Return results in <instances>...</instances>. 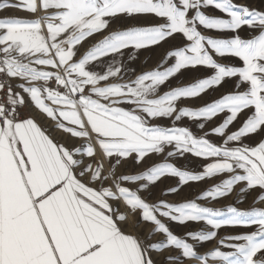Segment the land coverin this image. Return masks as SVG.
Returning a JSON list of instances; mask_svg holds the SVG:
<instances>
[{
	"label": "snow or ice",
	"instance_id": "6c2138e0",
	"mask_svg": "<svg viewBox=\"0 0 264 264\" xmlns=\"http://www.w3.org/2000/svg\"><path fill=\"white\" fill-rule=\"evenodd\" d=\"M210 7L227 18L202 11ZM7 9L35 18H0V264H264V208L150 204L141 195L150 194L164 177L177 179L164 193L171 195L189 182L226 173L228 179L197 199L216 200L242 184L241 194L258 189L254 203H264V138L255 145L242 142L264 133V10L233 0H0V11ZM146 16L163 22L123 26ZM198 26L235 35L205 37ZM241 28L249 30L248 38H241ZM102 33L107 34L76 59L79 46ZM178 35L187 43L168 50L156 69L126 83H109L123 71L114 63L102 72L88 68L105 57L115 60L126 49L139 51ZM211 53L237 58L242 66L217 63ZM169 60L173 63L165 67ZM201 67L212 75L159 94L183 70ZM225 80L234 81L232 92L196 110L177 108L179 101L199 98ZM28 111L55 122L53 131L83 143L69 148L56 142L34 116L22 118ZM246 111L242 125L226 135ZM224 113L225 119L201 137L186 127L151 123L173 117V125L185 117L211 121ZM209 135L223 137L222 143L213 144ZM166 147L173 148L167 157L190 154L211 162L198 174L170 163L140 174H116L129 159L139 165ZM136 213L139 219L129 223ZM161 218L178 225L203 222L211 231L178 237ZM142 224L151 225L147 236L137 231ZM222 226H255V231L225 237L199 254L197 246L215 239ZM156 234L164 239L152 241ZM172 251L178 255L153 258Z\"/></svg>",
	"mask_w": 264,
	"mask_h": 264
},
{
	"label": "rangeland",
	"instance_id": "374dc122",
	"mask_svg": "<svg viewBox=\"0 0 264 264\" xmlns=\"http://www.w3.org/2000/svg\"><path fill=\"white\" fill-rule=\"evenodd\" d=\"M236 4H246L250 8L264 10V0H233ZM202 11L211 17H220V18H227L224 14L220 13L219 11L215 10L214 8H205ZM191 15V13H190ZM163 21L152 17H138V18H130L124 23V27H131V26H149V25H156L162 23ZM116 25H112V28H115ZM111 30V29H109ZM198 31L201 32L202 35L205 37L211 38H230L231 36L235 35L231 32H219L215 30H208L204 29L201 26H198ZM107 33L97 34L85 42H83L82 46H79V51L77 53L76 59H79L80 56L90 48L94 43L102 39L103 35ZM239 35L241 38H248L250 32L247 28H241L239 30ZM187 41L183 40L179 35L175 40H169L168 42L162 43L161 45L141 49L139 51H135L133 49H126L123 52V55H117L115 60L113 57H105L102 61L94 62L88 66L89 70L102 72L106 66L110 63H114L118 66H121L123 71L120 73V76L117 78H113L109 80V83H126L132 79H134L137 75L147 72L150 70H154L157 68L158 64L161 62L162 58L165 56L166 52L172 49L176 45H183L186 44ZM213 55V59L216 60L217 63L229 66H242L241 62L237 58L233 57H218L215 53H211ZM130 56H135V59H130ZM173 63L172 60L168 61V64L165 65L167 67ZM133 69L135 71H133ZM163 70V69H161ZM212 75V70L207 68H199L198 70H183L180 74L176 77L171 78L168 82H166L163 86L159 89V94H163L164 92L180 86H186L194 82L196 78H204L207 76ZM233 80H225L218 88L209 89L206 93L202 94L201 97L191 99V100H181L177 103V108L187 107L191 110H196L199 107L221 97L224 94L233 91ZM124 108H130V105L124 104L121 105ZM249 114L248 111L241 113L237 120L233 122L232 125L228 127L226 130V135L236 131L243 123L246 116ZM227 113L221 114L211 121H196L190 120L188 118H182L180 121L176 122L173 125V118H157L152 120L151 123L153 125L161 126V127H186L191 130L197 137H201L206 132H210L211 129L218 126L226 117ZM204 123L203 130L197 127L198 124ZM42 126L48 133L52 136V138L58 142L63 143L65 146L69 148H73L75 146L80 145L83 143L81 140H73L68 139L64 134L53 131L55 128V122L46 121L41 122ZM209 139L210 142L219 146L222 143L223 137L216 136V135H209L206 137ZM261 138H264V133L252 134L249 137L243 138L244 144L255 145V143L259 142ZM169 151H173L172 147H166L162 154H151L144 159V161L139 165H134L133 161L129 159V161L125 164H122L120 167L116 169V174H140L143 173L145 170L150 168L154 165H159L162 163H170L176 166L180 170L188 171L192 174H198L202 171L203 165L210 163V160H203L197 157H194L190 154H184L183 156H175V157H167V153ZM87 162V161H86ZM229 174H220L214 176L209 179L202 180L200 182H189L178 192L171 195H165L164 193L168 192L171 187L177 185V179L174 177H164L159 182H157L154 186L150 188L149 192L141 193V195L147 199V202L150 204L157 203L158 201H166L170 204H179L182 202L188 201H195L200 206L208 207L214 210H226L228 206L236 207L238 210L247 211L253 208L261 209L264 208V203H254L255 198L260 194V190H252L241 194V188L244 187L242 184H238L234 186L233 191L230 195L218 198L216 200H212L211 198L208 199H197V196L201 195L203 192L210 190L213 186L221 183L223 180L228 179ZM140 183H144L141 181ZM131 189H135L137 185L135 184H128L125 185ZM242 201V202H241ZM123 211V208H121ZM139 219V213H136L135 216L129 217V223L134 220ZM162 222L166 224L170 228V230L177 235L178 237H183L188 232H198V231H211V229L206 226L203 222H188L185 225H178L175 223H170L163 218ZM125 231H130V228L121 225ZM151 230V225H141V227L137 230L141 233L142 236H147ZM255 231V226L253 227H229V226H222L218 229V234L215 239L205 242L202 246H197V252L199 254H204L209 252L210 250L216 248L219 244V241L225 237L239 235V234H246ZM164 237L160 234H156L152 236V241H160L163 240ZM189 243H193L191 240L188 241ZM227 251L228 249H222ZM168 255H178L177 252H164L163 255L159 257H153L158 262L163 261L164 257ZM258 254V257L259 258ZM186 264H193V262H186ZM209 264H213L212 261H209Z\"/></svg>",
	"mask_w": 264,
	"mask_h": 264
},
{
	"label": "crops",
	"instance_id": "0c3cea01",
	"mask_svg": "<svg viewBox=\"0 0 264 264\" xmlns=\"http://www.w3.org/2000/svg\"><path fill=\"white\" fill-rule=\"evenodd\" d=\"M5 2H11L15 3L17 0H5ZM0 18H23V19H34L35 17L31 16L30 14L19 11L16 9H7L4 11H0ZM17 83L16 81H13V84ZM54 84L53 82H49ZM27 99V98H26ZM34 116L37 120V123L44 129L41 122L50 121L48 118L44 117L43 115H37L34 111H28L27 116H24V118L32 117ZM95 187V185H93Z\"/></svg>",
	"mask_w": 264,
	"mask_h": 264
},
{
	"label": "built area",
	"instance_id": "2783aa9c",
	"mask_svg": "<svg viewBox=\"0 0 264 264\" xmlns=\"http://www.w3.org/2000/svg\"><path fill=\"white\" fill-rule=\"evenodd\" d=\"M50 86H52V87H55V85H54V84H52V83H50ZM22 118H24V116H22Z\"/></svg>",
	"mask_w": 264,
	"mask_h": 264
}]
</instances>
